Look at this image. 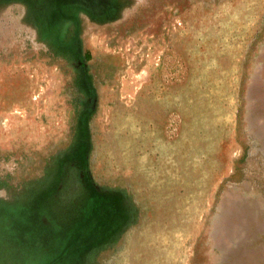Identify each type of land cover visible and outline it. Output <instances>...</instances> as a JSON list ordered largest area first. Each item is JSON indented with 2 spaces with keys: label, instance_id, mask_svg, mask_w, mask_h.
Listing matches in <instances>:
<instances>
[{
  "label": "rangeland",
  "instance_id": "1",
  "mask_svg": "<svg viewBox=\"0 0 264 264\" xmlns=\"http://www.w3.org/2000/svg\"><path fill=\"white\" fill-rule=\"evenodd\" d=\"M251 1L0 0V264H264Z\"/></svg>",
  "mask_w": 264,
  "mask_h": 264
},
{
  "label": "crops",
  "instance_id": "2",
  "mask_svg": "<svg viewBox=\"0 0 264 264\" xmlns=\"http://www.w3.org/2000/svg\"><path fill=\"white\" fill-rule=\"evenodd\" d=\"M260 5V6H259ZM259 10V13H260V10H261V3L260 1H251L250 3L249 2H246L244 3V7L241 9L243 10L242 12L244 13L243 15V19L241 21L240 24H242V30L243 32L239 31L238 33H236L237 35L239 36H242L243 38L247 37V35L249 36L252 32V28L253 26L259 21V17H258V10ZM257 10V12H256ZM235 10L233 9V12ZM222 12H224L222 10ZM234 13H231L230 12V9L229 11L225 10L224 12V16H222L221 18H223V20L225 19V21L227 20V16L229 15L230 16V21H231V25L234 26V19L236 20V18H233L231 16H233ZM246 14V15H245ZM246 16V17H245ZM225 17V18H224ZM229 18V17H228ZM242 18V17H240ZM238 21V20H236ZM240 21V20H239ZM255 27V26H254ZM225 33H223V31L221 33H218V35H231V41L233 42L234 41V36H235V32L234 31H224ZM202 45V43H201ZM223 45V48L225 50H228V51H231L233 52L235 50V44H229V48L228 47V44H224L222 43Z\"/></svg>",
  "mask_w": 264,
  "mask_h": 264
},
{
  "label": "trees",
  "instance_id": "3",
  "mask_svg": "<svg viewBox=\"0 0 264 264\" xmlns=\"http://www.w3.org/2000/svg\"><path fill=\"white\" fill-rule=\"evenodd\" d=\"M51 0H48V2H50ZM40 2H41V0H40ZM40 8L42 9L43 7H42V5H40ZM60 17L58 18V19H61V22L62 21H64L65 19H67L68 17H67V14H65L64 15V13L65 12H63V8L60 10ZM44 15H42V12H41V16H42V19H43V21L45 22V24L47 25V26H51L52 25V27L54 26V25H58L59 26V23H54V24H52L53 23V20H52V17H50V15H45V13H43ZM58 15V16H59ZM54 18V17H53ZM70 18H71V16H70ZM71 19H73V17L71 18ZM56 22V21H55ZM53 28H56L57 29V31H58V29H59V27H56V26H54ZM74 34H75V32H73ZM69 42H71V41H69ZM69 44V43H68ZM86 57H87V55H86ZM6 264H8V263H6Z\"/></svg>",
  "mask_w": 264,
  "mask_h": 264
}]
</instances>
